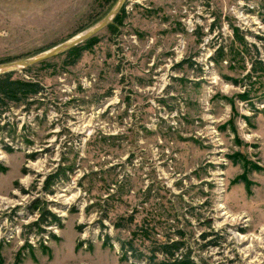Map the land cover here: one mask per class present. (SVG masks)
I'll return each mask as SVG.
<instances>
[{"label":"rangeland","instance_id":"374dc122","mask_svg":"<svg viewBox=\"0 0 264 264\" xmlns=\"http://www.w3.org/2000/svg\"><path fill=\"white\" fill-rule=\"evenodd\" d=\"M118 1L0 0V65ZM75 48L11 72L0 264H264V0H125Z\"/></svg>","mask_w":264,"mask_h":264},{"label":"trees","instance_id":"16d2710c","mask_svg":"<svg viewBox=\"0 0 264 264\" xmlns=\"http://www.w3.org/2000/svg\"><path fill=\"white\" fill-rule=\"evenodd\" d=\"M78 49L79 48L74 47L69 53H76ZM42 89L43 88L38 83L13 79L11 72L0 74V109L6 105V101L16 103L25 101L30 95L33 96L40 93ZM2 111L3 110H0V116ZM50 216L51 219L55 218L53 214H50ZM44 222L48 223V220H45ZM179 249V247H175L171 244H163L158 252L170 255L174 258L176 255L175 251H178ZM176 263L182 264L183 261L176 260Z\"/></svg>","mask_w":264,"mask_h":264},{"label":"water","instance_id":"95a60500","mask_svg":"<svg viewBox=\"0 0 264 264\" xmlns=\"http://www.w3.org/2000/svg\"><path fill=\"white\" fill-rule=\"evenodd\" d=\"M124 2H125V0H119L117 2V4L112 8V10L107 14V16H105L104 19H102L97 25H95L91 29L81 33L80 35L72 38L71 40L62 43V44L54 47L53 49L48 50V51L36 56L35 58L0 65V74L13 72L17 69H23V68H26L30 65H33V64L39 63L41 61L50 59L56 55L64 53V52L78 46L79 44L85 42L90 37L95 35L97 32H99L100 30L105 28L109 23L112 22V20L115 18V16L120 12Z\"/></svg>","mask_w":264,"mask_h":264},{"label":"bare ground","instance_id":"6f19581e","mask_svg":"<svg viewBox=\"0 0 264 264\" xmlns=\"http://www.w3.org/2000/svg\"><path fill=\"white\" fill-rule=\"evenodd\" d=\"M61 212V211H60Z\"/></svg>","mask_w":264,"mask_h":264}]
</instances>
